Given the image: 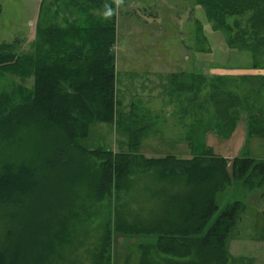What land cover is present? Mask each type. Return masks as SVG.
Wrapping results in <instances>:
<instances>
[{
  "label": "trees",
  "instance_id": "16d2710c",
  "mask_svg": "<svg viewBox=\"0 0 264 264\" xmlns=\"http://www.w3.org/2000/svg\"><path fill=\"white\" fill-rule=\"evenodd\" d=\"M92 3L103 9L105 0ZM198 4L218 26L212 30L224 33L228 48L248 52L252 68L264 70V0H199ZM246 12H251L250 32L235 21L237 31L232 34L226 18ZM35 32L30 54L18 52L17 39L0 43V83L19 81L0 88L11 89L0 91V264H47L56 245L64 244L80 220L81 204L76 206L75 201L82 196L77 191L86 189L91 201L98 202L112 190H129L134 173L149 174L160 184L169 206L168 218L145 226L116 218L115 234L152 240L140 245L139 264H254L252 258L235 257L228 249L245 204L234 200L220 206L216 196L236 183L259 191L264 199V159L241 156L229 161L209 147L188 159L146 158L139 149L148 127L137 119L122 130L127 151L89 149L82 142L87 141L91 125L122 128L124 123L116 93L115 22L98 18L65 30L37 23ZM29 79L32 85L26 89L23 82ZM217 80L226 82L224 77ZM237 80L236 91L222 87L209 94L213 104L223 105L219 113L228 129L222 136L231 134L242 112L250 136L261 134L264 113L253 114L257 104L249 99L264 93V75L243 74ZM189 143L193 149L194 141ZM87 158L99 161L96 169ZM109 247L107 230L93 264L110 262ZM151 249L167 260L149 261Z\"/></svg>",
  "mask_w": 264,
  "mask_h": 264
},
{
  "label": "rangeland",
  "instance_id": "374dc122",
  "mask_svg": "<svg viewBox=\"0 0 264 264\" xmlns=\"http://www.w3.org/2000/svg\"><path fill=\"white\" fill-rule=\"evenodd\" d=\"M198 1L124 0L113 17L116 93L124 123L122 128L91 125L87 141L82 142L84 146L111 149L114 153L127 151L128 139L122 130L137 119L148 127L139 149V154L146 158L171 154L191 158L192 153H203L210 145L212 153L229 161L241 156L264 159L263 114L261 134L250 136L246 112L240 110L233 131L224 137L222 134L228 127L219 113L223 105L213 104L209 98L216 88L236 91L240 84L238 76L264 75V70L252 68L253 60L248 52L228 48L224 33L212 30L218 26L208 20ZM102 11L92 0H0V43L17 39L18 52L30 54L37 23L62 30L69 25L84 27L98 18L102 20ZM249 16L251 12L226 18L232 34L237 31L235 21L240 29L250 32ZM220 77L226 78V82L217 80ZM4 82L0 88L13 81ZM18 82L15 79L13 83L19 85ZM31 85V79L23 82L26 89ZM4 88L0 91L11 90ZM195 95L197 99H192ZM249 100L257 104L252 108L253 114L260 116L258 110L264 113V93L259 98L250 95ZM189 139L194 141L193 149ZM179 142L190 145V150L176 146ZM87 161L92 169L99 163L94 158ZM132 178L129 190H112L111 195L98 202L91 201L86 189L77 191L82 196L75 201L76 206L81 204L80 220L74 222L64 244L56 245L47 264H93L107 230L110 231L108 264H139L140 245L145 247L152 240L115 234L116 218L145 226L168 218L169 206L165 204V191L149 174L134 173ZM216 197L220 206L234 200L245 204L241 221L229 241V252L252 258L254 264H264V240H258L264 237V199L260 198V192L234 183ZM154 252L150 250L149 261L167 260L165 255Z\"/></svg>",
  "mask_w": 264,
  "mask_h": 264
},
{
  "label": "clouds",
  "instance_id": "9594fccd",
  "mask_svg": "<svg viewBox=\"0 0 264 264\" xmlns=\"http://www.w3.org/2000/svg\"><path fill=\"white\" fill-rule=\"evenodd\" d=\"M124 5V0H105L103 4V11L101 12V18L104 21L111 20L117 13V10Z\"/></svg>",
  "mask_w": 264,
  "mask_h": 264
},
{
  "label": "crops",
  "instance_id": "0c3cea01",
  "mask_svg": "<svg viewBox=\"0 0 264 264\" xmlns=\"http://www.w3.org/2000/svg\"><path fill=\"white\" fill-rule=\"evenodd\" d=\"M181 146V147H185L186 149H189L190 150V145H187V144H183V143H181V142H179V143H177L176 144V146ZM209 147H211L210 145H209ZM169 148H171L170 146H169ZM198 153H201L200 151L198 152ZM171 155H173V154H171ZM225 157V156H224ZM185 158H187V157H185ZM184 158V159H185ZM226 158V157H225ZM188 159V158H187ZM258 240H264V238H260L259 237V239ZM235 257H240V256H235Z\"/></svg>",
  "mask_w": 264,
  "mask_h": 264
},
{
  "label": "bare ground",
  "instance_id": "6f19581e",
  "mask_svg": "<svg viewBox=\"0 0 264 264\" xmlns=\"http://www.w3.org/2000/svg\"><path fill=\"white\" fill-rule=\"evenodd\" d=\"M13 144V142L11 143V145ZM14 146V145H13Z\"/></svg>",
  "mask_w": 264,
  "mask_h": 264
}]
</instances>
